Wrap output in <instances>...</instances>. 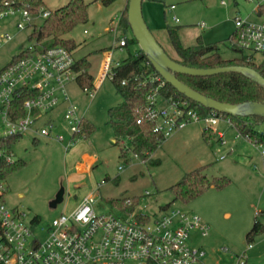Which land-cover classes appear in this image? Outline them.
Listing matches in <instances>:
<instances>
[{
	"label": "rangeland",
	"instance_id": "374dc122",
	"mask_svg": "<svg viewBox=\"0 0 264 264\" xmlns=\"http://www.w3.org/2000/svg\"><path fill=\"white\" fill-rule=\"evenodd\" d=\"M68 1L42 0V3L47 10L54 12ZM84 1L89 4L88 22L76 26L66 38L72 39L76 44L72 52L73 58L76 61L85 58L90 62L88 72L96 81L100 54L103 50L112 48L122 35L118 27L124 2L117 0L109 6H103L99 1ZM263 3L264 0H163L161 5L153 6L156 22L163 27L160 30L154 29L147 18V0H142V15L160 47L168 55L174 56L166 26L192 29L204 21L207 27H211L212 23L218 25L204 33L216 30L220 33L224 26L233 25L230 18L234 15L264 23V14L258 16L254 12V8ZM170 5L174 9L168 12ZM173 15L178 18V22H174ZM17 21L18 15L0 21V69L19 54L20 48L29 44L27 37L31 29H17ZM41 23H38L39 26ZM116 25L114 36L112 30ZM106 27L109 28L108 31L105 30ZM3 33H9L12 39L4 42L1 38ZM125 36L131 39L130 29ZM220 36L217 35V38ZM224 41L218 43L223 57H239L240 54L222 46ZM181 44L192 46L195 43L192 39H183ZM138 49L137 43L129 47L131 53ZM126 57V50L114 52L115 60L121 61ZM260 57V54H256L255 60L259 62ZM67 88L79 115L94 126V132L65 150L71 134L62 120L61 111H53L49 115L55 121V128L50 138H38V144H32L30 136L18 140L13 146V152L15 159L22 160L25 165L14 170L3 181L6 188L4 202L8 207L26 211L28 217L37 215L41 222L49 223L62 212H69L81 196L91 193L96 197L95 210L98 213L110 212L119 216L120 212L111 207L109 202L138 197L139 204L135 211L153 217L161 212L160 207L171 203L173 197L169 188L173 184L186 173L205 166V174L209 178L225 177L230 182L224 189H210L188 204L174 202L170 205L197 215L210 228L208 236L204 238L200 237L198 231L192 230L187 240L188 246L198 248L205 241V248L209 250L205 256L207 264L210 260L218 264H232L233 256L241 253H245L247 264H264V232L250 243L251 249H247L248 243L245 240V235L255 220L264 225V176L260 169L261 159L245 141L235 139V132L231 128H226L224 123H219L216 127L224 131L227 147H232L227 154L226 147L222 148L215 142L212 132L204 135L202 125L193 124L165 138L156 151L147 160H143L139 156L135 157L128 140L119 145L113 144V132L108 124L107 112L109 108L120 104L122 98L116 93L110 80L106 79L100 85L93 98L81 91L76 83ZM255 131L262 133L264 128L260 124L255 127ZM56 135L63 138L62 143L55 140ZM121 148L125 150L123 155L120 153ZM81 154L95 156L96 163L90 173L78 176L73 158ZM223 154L225 157L220 160L219 156ZM253 165L258 169H253ZM102 181L103 185H100ZM19 194L22 196L18 197Z\"/></svg>",
	"mask_w": 264,
	"mask_h": 264
},
{
	"label": "built area",
	"instance_id": "2783aa9c",
	"mask_svg": "<svg viewBox=\"0 0 264 264\" xmlns=\"http://www.w3.org/2000/svg\"><path fill=\"white\" fill-rule=\"evenodd\" d=\"M50 14L43 5L31 9L28 5L19 6L15 0L0 1V21L18 15L16 27L19 30L37 28ZM112 31L116 36L117 25ZM234 35L237 46L246 54L264 51L263 22L238 16L234 19ZM1 38L7 42L12 36L3 33ZM28 41L27 47L20 48L24 54L0 69V139L50 137L55 121L49 114L63 106L62 120L71 134L65 145L69 148L84 138L77 137L84 119L71 101L67 88L72 83L77 84L82 71L75 69L76 60L68 49ZM125 45L126 36H120L112 48L102 52L96 81L93 80L90 88H80L81 91L93 98L106 79H113V69L120 63L114 59V52H122ZM151 83L154 85L147 93L146 103L137 111V124L151 125L152 132L164 138L189 125L199 124L202 132L215 135V142L226 147L227 154L232 147H227L224 131L216 128L224 123L235 132V139L245 141L258 153L264 176V142L242 136L228 116L213 110L202 115L188 100L164 96L161 89L166 83L157 73ZM260 124L264 128V119ZM259 134L264 137V132ZM55 140L63 142L59 135ZM0 156L10 164L16 160L13 151L0 150ZM224 157L220 155L219 159ZM253 169L258 167L253 165ZM5 193V185L0 181V264H207L205 252L189 247L187 240L192 230L198 231L201 238L206 237L209 227L197 215L180 208L170 207L153 217L136 211L116 216L110 212L98 213L96 197L90 194L71 212H62L44 223L28 217L26 211L8 207L4 202ZM126 204L130 206L132 202L128 200ZM141 217H149V221ZM251 248L252 244H248L247 249ZM246 259L245 253H241L232 264H246Z\"/></svg>",
	"mask_w": 264,
	"mask_h": 264
},
{
	"label": "trees",
	"instance_id": "16d2710c",
	"mask_svg": "<svg viewBox=\"0 0 264 264\" xmlns=\"http://www.w3.org/2000/svg\"><path fill=\"white\" fill-rule=\"evenodd\" d=\"M19 6L28 5L31 9H36L43 5L42 0H15ZM103 6H109L117 0H95ZM128 1L121 13L119 21V31L121 36H125L129 30L127 22ZM89 4L84 0H69L68 3L51 12L49 17L42 21L41 25L31 30L28 40L42 42L44 46H62L73 52L76 44L72 39L66 38L72 30L88 22ZM254 12L259 16L264 14V3L257 5ZM180 27L166 26L169 45L174 52V56L168 55L175 62L190 68L214 69L219 67L242 66L253 69L264 78V51L259 53L261 60L257 62L256 54H242V50L237 46L235 35L225 41V46L239 57L224 58L221 47L217 43L204 44L201 39H197L192 46H183L179 38ZM133 37L129 40L126 37L124 50L127 51V57L121 60L119 65L113 69L114 77L111 80L115 91L122 98V102L109 108L108 124L113 132L114 144L119 145L123 140H128L133 154L143 160H147L156 149L164 142L165 138L152 132L151 125L136 123L138 118V109L146 103V97L149 89L154 83L151 79L156 75L152 65L148 62L143 52L138 49L131 53L129 47L135 44ZM24 53L20 52L12 60L18 59ZM90 62L83 58L76 61L75 69L82 71L77 77L79 88H90L93 82L92 75L89 74ZM178 80L199 92L203 96L209 97L221 103L237 105L245 102H256L264 104V88L253 81L237 73H220L212 76L192 77L183 74H176ZM161 93L170 99H186L190 106L196 109L200 114L206 115L210 110L190 101L184 95L178 93L169 84H165ZM225 116V115H224ZM234 128L242 136H248L250 139L257 138L264 142V137L255 131V127L262 122L260 117H230ZM94 132V126L85 122L81 124V132L78 138L84 136L87 138ZM204 135L210 133L203 132ZM19 136L0 139V150L4 153L13 151L14 144L20 139ZM124 149H120L123 155ZM156 165V162H150ZM25 162L20 159L10 164L5 161L4 156H0V181L11 174L14 170L23 167ZM205 166L198 167L186 173L178 182L173 184L169 191L172 194L170 204L160 207L161 211L170 208L174 202L188 204L200 197L210 189L222 190L229 184V179L225 177L209 178L205 174ZM130 200L132 204L128 206L126 202ZM111 207L122 214H131L136 210L139 204V198L116 199L109 202ZM144 221H149V217H141ZM264 232V225L255 220L251 229L246 233L245 240L248 244L252 243L255 237Z\"/></svg>",
	"mask_w": 264,
	"mask_h": 264
},
{
	"label": "water",
	"instance_id": "95a60500",
	"mask_svg": "<svg viewBox=\"0 0 264 264\" xmlns=\"http://www.w3.org/2000/svg\"><path fill=\"white\" fill-rule=\"evenodd\" d=\"M2 1V0H0ZM127 22L132 37L143 52L155 72L173 87L178 93L190 101L228 117H260L264 119V104L245 102L237 105L221 103L190 88L177 79L176 74L192 77L212 76L220 73H237L264 88V78L253 69L242 66L219 67L214 69H197L181 65L173 61L160 47L142 15V0H129L127 7Z\"/></svg>",
	"mask_w": 264,
	"mask_h": 264
},
{
	"label": "crops",
	"instance_id": "0c3cea01",
	"mask_svg": "<svg viewBox=\"0 0 264 264\" xmlns=\"http://www.w3.org/2000/svg\"><path fill=\"white\" fill-rule=\"evenodd\" d=\"M162 1L163 0H147L148 2V7L146 9V15H147V18L148 20L153 24V27L154 29L156 30H160L162 29L163 27L159 24V22H156V18H155V14L153 12V6H157V5H161L162 4ZM123 8H122V11L124 10L125 6H126V0H123ZM174 9V6L173 5H170L168 7V12L172 11ZM142 12H143V8H142ZM122 13V12H121ZM183 15V14H182ZM239 15H234L233 17H231V21L233 22V25L232 24H229L228 26H224L221 30L220 33L217 32H214V31H210L208 33H204L205 30H210V29H215L217 28V23L214 25L212 23V26H206L205 22L202 21L201 23L199 24H196V27L194 28H189V27H181L179 29V38H180V41H182L183 39H192L194 40V43H196V40L199 38L201 39V41L204 43V44H212V43H219L220 41H226L227 39H229L231 36L234 35V19L236 17H238ZM240 17V16H239ZM174 22H178V18H176V16H172ZM175 18V19H174ZM247 18V17H246ZM248 19V18H247ZM228 22L230 23V20H228ZM109 28H105L106 31H108ZM111 30V29H110ZM217 35H221L220 38H217ZM220 39V40H219ZM225 41L222 43V46L226 47L225 46ZM183 45V44H182ZM184 46V45H183ZM187 47V46H185ZM105 51V50H103ZM102 51V52H103ZM222 51V50H221ZM101 58H102V53L100 54V64L99 66L101 65ZM100 69V67H99ZM64 107H60L59 109H57L56 111H61V115H62V111H63ZM188 127V126H187ZM185 129V128H184ZM183 130V129H182ZM180 130V131H182ZM178 131V132H180ZM23 138V137H22ZM20 138V139H22ZM50 138V137H48ZM48 138H44V139H48ZM19 139V140H20ZM70 141V140H69ZM18 142V141H17ZM77 142H79L78 140L74 143L75 145L77 144ZM38 140H32V144H38ZM73 144V145H74ZM113 144H114V138H113ZM15 145V144H14ZM70 146L69 148L73 147ZM65 148V147H64ZM69 148H65V150H68ZM73 163H74V166L76 168V175L80 176V175H84V174H88L90 173V170L92 168L93 165H95L96 163V157L95 156H91V155H88V154H81L80 156L76 155L74 158H73ZM91 194V193H90ZM88 194V195H90ZM22 195L19 194L18 197H21ZM87 195H83L81 196V198L76 202V204L74 206H72L73 208L69 211L71 212L72 210H74L78 204L80 203L81 199L83 197H85ZM16 208V207H14ZM68 213V212H67ZM32 217H35L36 219H38L39 221H41L40 217L37 216V215H34ZM201 221L203 223H205V221H203L201 219ZM206 224V223H205ZM209 227V226H208ZM210 229V228H209ZM208 236V235H207ZM207 245L204 241L203 245H199L198 248L202 249L204 252H205V256L207 255V248H205V245ZM209 246V245H208ZM209 251V250H208ZM237 255L233 256V260L231 263H233L235 261V257ZM208 264H218V262H215L213 263L211 260L208 261ZM247 264V262H246Z\"/></svg>",
	"mask_w": 264,
	"mask_h": 264
}]
</instances>
